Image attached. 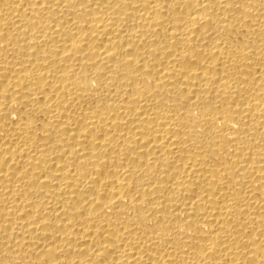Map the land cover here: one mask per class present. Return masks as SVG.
<instances>
[{
	"label": "bare ground",
	"instance_id": "bare-ground-1",
	"mask_svg": "<svg viewBox=\"0 0 264 264\" xmlns=\"http://www.w3.org/2000/svg\"><path fill=\"white\" fill-rule=\"evenodd\" d=\"M0 264H264V0H0Z\"/></svg>",
	"mask_w": 264,
	"mask_h": 264
}]
</instances>
